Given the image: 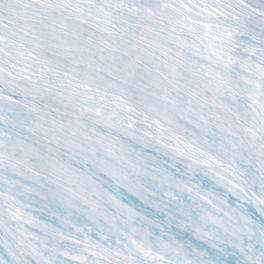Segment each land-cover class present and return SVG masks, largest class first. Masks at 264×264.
Here are the masks:
<instances>
[{
	"label": "snow or ice",
	"instance_id": "obj_1",
	"mask_svg": "<svg viewBox=\"0 0 264 264\" xmlns=\"http://www.w3.org/2000/svg\"><path fill=\"white\" fill-rule=\"evenodd\" d=\"M0 264H264V0H0Z\"/></svg>",
	"mask_w": 264,
	"mask_h": 264
}]
</instances>
